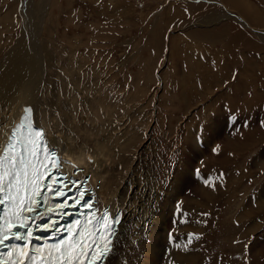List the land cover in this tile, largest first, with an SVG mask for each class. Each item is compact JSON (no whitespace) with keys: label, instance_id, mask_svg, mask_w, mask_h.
<instances>
[{"label":"rangeland","instance_id":"rangeland-1","mask_svg":"<svg viewBox=\"0 0 264 264\" xmlns=\"http://www.w3.org/2000/svg\"><path fill=\"white\" fill-rule=\"evenodd\" d=\"M21 1L0 0V59L20 36ZM43 1L53 3L50 24L58 32L54 41L67 46L64 50L72 48L69 53L77 58L100 52L110 37L101 61L115 68L104 90L108 93L115 84L123 88L128 81L139 85L126 88L120 97L131 92L126 111L129 117L136 113L139 138L149 131L158 185L168 182L170 162L175 165V152L183 144L196 148L200 140V151L210 153H200L197 162L201 191L178 199L180 207L173 199L177 212L183 210V223L186 220L182 229L176 228L175 218L172 221L170 252L178 248L181 253L175 263L264 264V0H233L239 7L230 0L33 3ZM10 22L18 32L8 42L10 31H1ZM45 35L49 38L47 31ZM115 35L120 37L113 40ZM92 56L85 59L89 65L96 61ZM118 64L121 72L113 77ZM176 86L182 87V94ZM169 104L171 120L165 107ZM219 122L226 124L222 134L215 135Z\"/></svg>","mask_w":264,"mask_h":264},{"label":"bare ground","instance_id":"bare-ground-1","mask_svg":"<svg viewBox=\"0 0 264 264\" xmlns=\"http://www.w3.org/2000/svg\"><path fill=\"white\" fill-rule=\"evenodd\" d=\"M230 1L237 5L233 0ZM21 3V30L15 31L13 28L16 26L10 22L11 26L7 23L1 31V34L10 31L6 39L8 42L14 33L18 32L20 36L12 42L8 51L1 52L0 148L22 107L30 105L34 123L42 127L48 145L57 150L55 160L63 165V170L71 173L77 167V176H88L87 184L92 188L98 208L108 207L112 212L119 209L122 213L113 238L114 246L104 264H180L175 261L181 253L179 255L178 248L170 252L168 243H171L173 218L178 221L177 229H182L186 224V220L183 223L182 207L179 214L175 203H179L180 207L178 199L186 200L191 191H201L203 175L195 172H199L197 162L201 158L200 153L204 152V149L200 151V140L196 148L183 144L175 152L178 159L175 165L172 164L174 160L170 162L172 174L168 182L158 185L153 173L155 163L151 161L153 154L148 144L149 131L142 139L139 138L136 113L129 117L126 111L129 106L127 97L131 92L128 90L125 94L126 100L120 97L124 96L126 88L136 86L137 89L139 85L128 81L123 88L115 84L116 90L112 85L110 90L107 89L108 93L104 90L105 85L109 84L107 75L115 68L114 65L109 68L110 64L106 66L102 62L108 37L100 46V52L87 56L82 54L84 56L77 58L73 52L69 53L72 48L64 50L67 46L54 41L55 38L58 40V32L50 24L53 12L51 1L34 4L33 0H22ZM119 19L117 16L118 27L122 25ZM46 31L49 38L45 37ZM119 35H122L121 31ZM119 35H115L113 40ZM91 56L96 59L95 62L91 60L92 66L85 62ZM121 68V65L117 66L118 70H114L116 74L112 76L118 75ZM176 89L183 93L182 87L176 86ZM165 107L171 120L173 105ZM225 124H215V135L222 134ZM204 153L207 156L210 154ZM213 158H216L215 155ZM185 237L183 234L182 239L188 244L189 237ZM164 242L165 249L162 248ZM192 250L190 252H194ZM189 254V258H192V253Z\"/></svg>","mask_w":264,"mask_h":264},{"label":"snow or ice","instance_id":"snow-or-ice-1","mask_svg":"<svg viewBox=\"0 0 264 264\" xmlns=\"http://www.w3.org/2000/svg\"><path fill=\"white\" fill-rule=\"evenodd\" d=\"M26 113L23 117L25 123L21 124V128L26 129L30 137L41 138L43 136L42 131L34 130L30 119L31 107L27 108ZM28 144L32 145L28 152L31 159L23 158V153L19 158L15 155H9L15 147V144H10L5 152L7 166H5L4 161L0 160V194H5L0 196V204L6 202L10 204L12 214L25 221L19 224L17 231H13L16 225L12 221L3 222L5 227L0 229V247L10 239L20 241L22 242L20 245H12L11 248H19L29 264L37 260V257L42 253V248L37 247L31 253L27 250L32 239L39 238L33 236L32 228L26 222L30 217L24 214L37 213L39 216H45L44 212H37V208L33 206L38 205L39 201L36 198L41 196V188L43 187L63 201L59 205L62 210L66 208L82 210L81 215L86 218L83 224L79 219H76L74 222L64 225L63 228L57 227L55 223L44 228L45 231L50 232L51 238L56 241L50 245V249L51 252L57 254L53 257L50 252L46 264H104L108 253L114 246L112 233L115 231L114 225L119 222L118 219L112 217V224L109 225L110 217L107 212L97 218L94 201L90 195L80 191L82 185L79 183L73 182L72 185H69L63 177L55 176L52 173L55 186L52 184L45 185L42 179L44 173L39 171L36 160L39 155H43L45 159L47 156L54 157L55 152L54 150H47V145L42 139H29ZM72 187L76 188L78 194L69 195ZM25 194L30 195L26 198ZM60 215L67 216L68 214L61 211ZM88 217H93V219H87ZM89 224L92 225L91 228L88 227ZM101 228L105 230L99 231ZM86 236L88 239H85ZM3 256L12 257L10 264H24L23 260H17L13 256L11 250L0 252V257ZM0 264H6V262L0 259Z\"/></svg>","mask_w":264,"mask_h":264}]
</instances>
